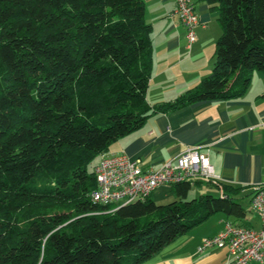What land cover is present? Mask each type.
<instances>
[{
  "label": "trees",
  "instance_id": "obj_1",
  "mask_svg": "<svg viewBox=\"0 0 264 264\" xmlns=\"http://www.w3.org/2000/svg\"><path fill=\"white\" fill-rule=\"evenodd\" d=\"M207 2L222 27L211 73L151 106L144 0H0V264H144L214 214L247 216L225 184L115 211L90 195L94 160L152 114L241 97L264 73V0Z\"/></svg>",
  "mask_w": 264,
  "mask_h": 264
},
{
  "label": "crops",
  "instance_id": "obj_2",
  "mask_svg": "<svg viewBox=\"0 0 264 264\" xmlns=\"http://www.w3.org/2000/svg\"><path fill=\"white\" fill-rule=\"evenodd\" d=\"M144 1L153 43L147 100L154 106L174 101L211 73L222 27L218 8L207 0H192L201 24L197 41L188 49L186 28L175 14V0ZM188 146H200L208 154L222 185L241 187L237 197L242 204L246 201L247 216L237 221L224 213L214 214L144 264H226L233 257L230 249L214 247L199 253L202 240L218 234L228 220L260 226L250 200L254 186L264 180V73L253 72L251 84L241 97L202 100L152 114L141 128L120 137L99 159L125 153L141 158L146 167L158 168ZM193 186L199 195L211 189L221 193L214 183L196 181Z\"/></svg>",
  "mask_w": 264,
  "mask_h": 264
},
{
  "label": "built area",
  "instance_id": "obj_3",
  "mask_svg": "<svg viewBox=\"0 0 264 264\" xmlns=\"http://www.w3.org/2000/svg\"><path fill=\"white\" fill-rule=\"evenodd\" d=\"M175 2V14L186 28L187 47L191 49L197 41V27L201 24L196 7L192 0ZM94 172L97 187L91 192V198L98 204L113 205L112 211L146 200L162 185L203 181L222 187L220 176L200 146H188L158 168L146 167L141 158H132L125 153L103 156ZM250 209L259 217L258 228L228 220L218 234L202 240L198 252L227 246L233 257L226 264H264V180L253 188Z\"/></svg>",
  "mask_w": 264,
  "mask_h": 264
},
{
  "label": "rangeland",
  "instance_id": "obj_4",
  "mask_svg": "<svg viewBox=\"0 0 264 264\" xmlns=\"http://www.w3.org/2000/svg\"><path fill=\"white\" fill-rule=\"evenodd\" d=\"M99 157H97L94 162L91 164V168L96 164ZM210 193L217 195L218 192L215 189H211L209 191ZM198 189L193 186L192 190L190 191V194L188 196V200L195 198L199 195ZM152 199L158 204V205H167L173 201L179 200V197L174 193L172 186L170 185H162L158 187L152 194ZM244 207L248 209L246 201H243ZM253 213L257 216V214L253 211ZM156 215H152L150 217H155Z\"/></svg>",
  "mask_w": 264,
  "mask_h": 264
}]
</instances>
